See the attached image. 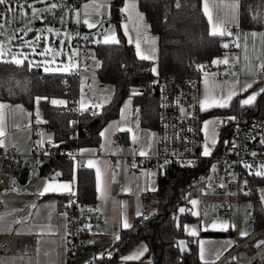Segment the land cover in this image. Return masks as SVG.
<instances>
[{
	"label": "trees",
	"instance_id": "obj_1",
	"mask_svg": "<svg viewBox=\"0 0 264 264\" xmlns=\"http://www.w3.org/2000/svg\"><path fill=\"white\" fill-rule=\"evenodd\" d=\"M23 1L27 6V2L33 0ZM123 1H108V22L114 26L118 43L105 44L97 41L89 44L94 61L101 63L100 68L94 70L98 83L109 84L113 88L111 97L99 105L96 115H93L94 111L90 107L77 108L78 82L73 72H45L41 66L27 59H24L23 64L17 65L11 62L9 54L0 57V101L20 103L31 111L34 129L42 125L52 134L51 143L43 147L42 154L37 158L38 168L41 170L50 165L54 172L59 173L58 178L74 179L76 196L88 203L94 201L95 195L93 172L90 168L80 166L73 175V160L68 153L78 147L97 146L100 129L108 119L117 116L124 97L130 96L132 104L137 107L139 125L149 130L155 129L158 111L157 83L160 80L178 82L194 78L199 82L204 69L211 66L214 58L224 51L235 49L238 30L264 31V0H239L238 24L231 30L234 32L233 37L214 36L208 31L200 0H136L137 8L148 28L156 36L155 60H142L135 54L133 44L126 41L121 30L120 8ZM17 2L20 0H9L0 5V9L7 5L11 8L14 4L17 6ZM226 40H229L228 47L223 46ZM152 65L156 69L155 73L151 69ZM52 100H62L65 103L54 105ZM34 108L36 114L33 113ZM238 109L248 117L264 120V92H259L250 105L239 106L237 99L232 98L228 107H212L200 112V118L207 115L220 117L217 141L212 153L222 151L232 124L228 117L236 115ZM126 134L118 131L114 140L125 143ZM210 167L209 159L193 166H157L156 189L144 196L153 199L150 212L133 218L131 227L120 230V239H115L112 243L115 254L121 255L140 240L145 242L147 251L136 260L122 262L115 260L114 256H93L92 264H143L146 261L150 264H204L198 259L197 237H225L230 228L228 233L206 229L198 230L197 235H184L180 221L182 217L189 219L190 216L183 213L177 226L174 218L177 208L186 199L201 194ZM248 183V189L240 192L237 197L240 205H245V209L251 208L254 217L252 225L256 230L264 226V176L251 175ZM73 194L70 192L59 195V206L65 202V208ZM232 201L237 200L234 198ZM218 202H222L229 210L226 216L234 215L236 221V209L239 214L240 211H245L238 206L232 210L222 200ZM228 226L230 227V222ZM182 237L187 240L186 250L180 252L176 240ZM254 248L253 243H249L245 250L250 253ZM222 264H234V256L230 255Z\"/></svg>",
	"mask_w": 264,
	"mask_h": 264
},
{
	"label": "crops",
	"instance_id": "obj_2",
	"mask_svg": "<svg viewBox=\"0 0 264 264\" xmlns=\"http://www.w3.org/2000/svg\"><path fill=\"white\" fill-rule=\"evenodd\" d=\"M108 1L81 0L77 7L71 9L76 12L77 16L73 22H78L82 29L88 31L96 27H88L83 22L85 18L95 23L96 26L100 22H108ZM205 2L206 0H200L210 33L217 21L224 26L227 32L228 29L232 30L237 27L239 0H207L213 18L211 24L208 16L205 15ZM126 4L134 5V7H129L125 12L121 11V30L125 39L133 44L136 55V45L139 42L140 53L150 57L147 60L154 61L156 36L150 31L142 13L138 10L136 0H124L120 10ZM85 5H88L87 9L84 7ZM217 5L220 7L217 8ZM109 27H113L111 34H115L114 26L111 23ZM226 36L228 35L226 34ZM236 37L235 49L229 50L227 53L232 55L234 61H232L230 74H237V77L229 80L224 76L222 79L199 81V105L200 101L205 100L206 97L208 99L226 97L235 92L236 95L232 98H236L238 105L241 106V101L264 89V85L256 84L258 66L264 64V31L238 30ZM228 41L226 40V42ZM232 67H236V71H232ZM83 69L79 70L77 82L78 88L86 89L87 94L77 96V108L82 109V105L83 109L90 107L93 104L92 99L98 106L105 103L110 96L106 100L96 98L91 96L88 88L84 86V84L90 83L91 74L88 68ZM248 84H251V87L244 91L243 89ZM122 100L117 116L108 119L100 129L99 134L105 129L108 131L104 136L100 134L98 145L78 147L72 157L73 175L76 168L84 166L92 170L94 177V200L98 205V215L93 223L94 232L87 236L88 257L97 256L103 249H112V243L116 236L120 230L125 229L123 227L125 220L131 224L133 218L147 215L150 212V206L149 204L145 205L144 199L148 196L145 198L144 196L151 194L156 189L157 167L155 165H144L139 161L129 164L126 161L129 155L142 160L153 157L156 152L155 130H149L139 125L138 109L132 104L130 96L124 97ZM0 104L5 105L3 109H0V126L4 133L3 136H0V140L3 141V145L11 144L19 154L28 156L35 146L42 147L49 143L51 139L49 140L47 136L41 135L44 138H39V132L43 134L44 130L38 132V129L33 128L32 113L29 109L20 103L0 101ZM116 123H119L120 128L124 130L116 127L109 128V125ZM129 128L132 131H129ZM118 131L127 133L125 143H118L114 140V135ZM134 134L137 137L136 143H133ZM130 145H134V148H130ZM96 148L99 151L98 154L94 152ZM141 150H144L147 155H139ZM26 159L32 164L34 173L26 182L20 183L17 189L27 194L15 195L12 191L0 193L2 204L0 209V264H68L65 244V202L59 206L57 197L69 194L74 190V179H60L57 176L52 178L51 175L54 173L52 166L48 165L40 170L37 158L28 157ZM89 161L93 162V167H88ZM97 169L100 172V191H97ZM113 175L115 176L114 180ZM46 184L53 186L67 184L69 188L57 187L56 191L41 195ZM137 212L141 214L137 215ZM183 234L190 235L189 233ZM225 237H197L198 259L202 261L200 252L201 242H203L205 260L213 264H222L230 256L227 253L233 244L232 238ZM145 248L147 249V246L144 241H137L121 254L119 262L136 260L124 258L133 256ZM245 248L238 250L232 256L237 259L241 254L247 256ZM145 264H150V262H145Z\"/></svg>",
	"mask_w": 264,
	"mask_h": 264
},
{
	"label": "built area",
	"instance_id": "obj_3",
	"mask_svg": "<svg viewBox=\"0 0 264 264\" xmlns=\"http://www.w3.org/2000/svg\"><path fill=\"white\" fill-rule=\"evenodd\" d=\"M61 6L69 9L77 7L81 0H55ZM73 26L78 28L77 35L71 40V46L75 49L74 59L77 61V68L81 66L85 69L90 67V63L82 58L87 57L88 47L91 39L83 37L82 28L78 22H73ZM236 71V67H232ZM77 81L79 71H73ZM258 79L264 81V64L258 66ZM87 94L86 89H77V96ZM76 96V100H77ZM92 101L90 109L98 111L99 106ZM157 106L156 114V152L152 158H135L127 156L126 161L134 164L136 161L144 165L153 164L156 167L165 164H175L187 166V161H194L197 165L204 159L211 160L209 175L211 182L207 185V191L211 194L226 195L235 198L237 206L240 202L237 195L246 191L249 186V177L261 170L264 166V120L260 118L248 117L238 109L236 117L231 120V128L228 138L224 141L222 151L212 153L210 156H203L201 153L200 117L199 105V82L194 78H187L178 82L160 80L157 83ZM181 107L185 109V114H181ZM191 129V131H189ZM46 145V144H45ZM42 147L35 146L28 156L19 154L13 145L5 144L0 147V191H12L15 195L27 194L17 189L20 183L26 182L32 171V164L26 159L28 157L38 158L43 151ZM235 145V147H233ZM134 148V145H130ZM99 153L97 148L94 151ZM75 150L68 153L74 157ZM255 153V155H253ZM249 165L250 167H245ZM215 166V168H213ZM208 178V177H207ZM222 185V186H221ZM70 201L64 208L65 213V244L66 262L68 264H92L94 257L85 256L87 236L94 232L93 223L98 215V205L96 201L86 202L76 196L75 191ZM0 202V209H1ZM184 214L191 216L189 212V199L184 201ZM215 209L223 216L228 211L222 202H216ZM236 217L240 214L236 209ZM244 219L252 223L253 214L251 208L245 209ZM235 232L234 243L227 255H235L238 250L253 243L255 251L248 253V259L241 261L234 258V264H264V226L253 230L244 238H237ZM260 240L259 246L255 241ZM97 256L112 257L120 260V254H115L112 249H103Z\"/></svg>",
	"mask_w": 264,
	"mask_h": 264
},
{
	"label": "rangeland",
	"instance_id": "obj_4",
	"mask_svg": "<svg viewBox=\"0 0 264 264\" xmlns=\"http://www.w3.org/2000/svg\"><path fill=\"white\" fill-rule=\"evenodd\" d=\"M16 4L23 5L24 7L19 8L14 4L12 8L7 5L0 9V51H3L6 55L9 54L10 60L13 56L20 59L26 57L28 61H32L41 66L44 71L45 68L50 69L45 72L69 73L75 70H84L82 66L77 68V61L73 58L75 49L71 46V40L77 35L78 31V28L72 25L73 21L77 18L74 10L69 9L67 6L57 4L55 0H33L27 2V6H25L23 0H20V2ZM53 4L57 5V7L53 8ZM28 5L32 7H28ZM9 8L14 9V11H7ZM33 10H35V12ZM112 28L106 27L104 32L97 36L95 42H102L105 36H110L113 30ZM49 29H51V31H49ZM228 32L232 33V35L228 36H234V32L231 31V28L228 29ZM38 37L39 39H37ZM93 42L94 41L91 40V43ZM38 43H40L39 47L42 46V49H39ZM225 44L228 45L229 43L226 42ZM54 50L58 52L59 58L50 56V52ZM88 52L87 57L81 59V61L87 60L90 63V67H88L91 74L89 77L90 83L84 84V86L88 88L91 96L106 100L109 96L111 97L113 88L109 85H100L98 83L93 70L95 61L91 47H88ZM224 52L225 53L212 60L209 68L204 69L200 81L206 79L214 80L215 78L222 79L224 76L229 80L237 77V74H230V68L234 62L232 55H229L227 51ZM225 59H227V63H223ZM213 61H217V63H213ZM153 68L154 65H152L151 69ZM256 84L264 85V81L258 79ZM33 111V113L36 114L35 108ZM219 118V116L211 115L202 116L200 118V131L202 134L201 153L203 152L206 141L211 151L213 150L214 146L212 145V140L217 141L216 134L218 133L217 127ZM205 121L212 122L209 123L207 129H205ZM38 127V132L40 130H44L45 132L43 134L39 132V138H44L41 136L44 135L52 141L51 132L45 129V127H42V125ZM117 142L119 143V141ZM31 160L32 159H30V161ZM210 182L211 175L208 176L206 184L201 190V194L189 197V212L191 216L189 219L182 217L180 221L181 231L183 233H189V231L185 230V226H187L189 230H194L197 235L198 230H220L219 228H213V223L217 225L225 223L228 225L230 222V227L228 226L227 230L223 231L228 233V229L230 228L225 238H232L233 243L236 237L234 231H237V237L240 239L250 234L254 229L252 223L244 219L245 211H240V216L237 221L234 215L223 216L216 211L215 204L219 200H222L232 210L237 207V204L235 201H232L233 199L229 196L208 193L207 185ZM1 192L2 191H0V193ZM262 198L264 200V196ZM191 200H197L198 203L193 206L190 203ZM152 201L153 199L150 196L144 199L145 205L149 204L150 210ZM239 207L241 210L245 209V205H239ZM193 212L198 213V215H192ZM241 233H246L247 235L242 236ZM255 249L256 248H254V251ZM88 255L87 250L85 251V256ZM248 258V254L247 256H243L242 254L239 256L241 261H245ZM143 264H145V262Z\"/></svg>",
	"mask_w": 264,
	"mask_h": 264
},
{
	"label": "snow or ice",
	"instance_id": "obj_5",
	"mask_svg": "<svg viewBox=\"0 0 264 264\" xmlns=\"http://www.w3.org/2000/svg\"><path fill=\"white\" fill-rule=\"evenodd\" d=\"M9 0H0V5H4L6 3H8ZM17 7L19 8H23L24 6L23 5H17ZM28 7H32L31 5H28ZM53 8L57 7V5L53 4L52 5ZM86 9L88 8V5H85L84 6ZM129 7H134V5H128L126 4V6L124 8L121 9L122 12H125V11H128V8ZM220 6L217 5V8H219ZM7 11L9 12H12L14 11V9H7ZM35 12V10H33ZM204 11H205V15L208 16L209 18V23L211 24L213 22V18H212V15L209 11V5L207 3V0L205 2V8H204ZM86 17H87V13H86ZM142 19V17H141ZM85 24L88 25V27L92 28V27H96V24L91 22L89 19L85 18L84 21H83ZM49 31H51V29H49ZM212 35L216 36V35H219V36H224V35H232L231 32H227L224 28V26H222L218 21L217 23L213 26V31L211 33ZM255 35V34H253ZM39 39V37L37 38ZM104 43L105 44H114V43H118V40L116 39L115 37V34H111L110 36H105L104 38ZM224 47H228L227 44L223 45ZM239 46V45H237ZM137 55L140 56V58L142 60L144 59H149L150 57L146 56V55H142L140 53V44L139 42H137ZM4 55H6V53H4L3 51H0V57H3ZM26 59V57L24 58ZM24 59H20V58H17L16 56H13L12 59H11V62L12 63H15L17 65H21L24 63ZM213 63H217V61H213ZM223 63H227V59H225L223 61ZM50 69L48 68H45V71H49ZM152 71L155 73L156 72V69L153 68ZM251 87V84H248L245 86V88L243 89L244 91H247L248 88ZM261 92H264V89H261ZM134 95L136 93H133ZM236 95L235 92H232L230 95L228 96H222L220 98H213V99H208L207 97L205 98V100H202L200 101V110L201 111H207L209 108H212V107H220V108H224V107H228V102L232 99V96ZM259 95V93H253L252 95L248 96L245 100L241 101V106H245V105H250L254 102V100L256 99V96ZM37 100L39 101V98H37ZM52 103L54 105H59V104H64L65 102L62 101V100H52ZM5 107V105L3 104H0V109H3ZM82 109H83V105L81 106ZM127 107V105H126ZM181 111V114L184 115L185 114V109L183 107H181L180 109ZM97 113H93V115H96ZM122 117H123V110H122ZM229 120H234L236 119V117H228ZM209 123H212L210 121H205L204 122V125H205V129H207V126L209 125ZM112 127H116V128H120V125L119 123H116V124H113V125H109V128H112ZM120 130H124L122 128H120ZM129 131H132V129H128ZM108 129H105V131L101 132V136H104L105 135V132H107ZM189 131H191V129H189ZM4 133H3V129H2V126H0V136H3ZM137 141V137L136 135L134 134L133 135V143H136ZM262 143H264V140L261 141ZM49 143H51V141H49ZM216 143L215 140H212V145L214 146ZM3 146V141L0 140V147ZM233 147H235V145H233ZM139 155L141 156H144V155H147V153L144 151V150H141L139 152ZM202 155L207 157L209 155H211V148L209 147L207 141L205 142V145H204V149H203V152H202ZM255 155V153L253 154ZM194 164V161H187V166H193ZM94 164L92 161H89L88 162V167H93ZM245 167H250L249 165H244ZM213 168H215V166H213ZM59 175V173L57 174ZM256 175H259V176H264V166H261V170L260 171H257ZM115 179V176L113 175V180ZM222 186V185H221ZM57 187L59 188H63V189H68L69 188V185L67 184H64V185H59V186H53L51 184H46L43 191L40 193L41 195H43L44 193H47V192H51V191H56L57 190ZM101 190V183H100V172H99V169H97V191H100ZM154 190V189H153ZM190 203L195 206L198 201L197 200H191ZM185 211L184 208H181L180 209V212L183 213ZM141 213L140 212H137V215H140ZM192 215H198V213L196 212H193ZM123 227L124 228H129L131 227L130 224L127 223V221L125 220L124 223H123ZM212 227L213 228H219L220 230H227L228 228V225L225 224V223H220L219 225H217L216 223H213L212 224ZM185 230L186 231H189V234L190 235H196V232L194 230H189L187 226H185ZM242 236H245L247 235L246 233H241ZM116 239L119 240L120 237L119 236H116ZM183 241L180 242V246H181V250L183 251ZM259 246V245H258ZM144 251H147V249H143V251H140L139 253L137 254H134L133 256H130V257H126L124 259H138L139 256H142L143 255V252ZM200 258L201 260L204 262V264H209V262L207 260H205V255H204V248H203V242H201V252H200Z\"/></svg>",
	"mask_w": 264,
	"mask_h": 264
},
{
	"label": "water",
	"instance_id": "obj_6",
	"mask_svg": "<svg viewBox=\"0 0 264 264\" xmlns=\"http://www.w3.org/2000/svg\"><path fill=\"white\" fill-rule=\"evenodd\" d=\"M110 26V23L109 22H106V21H103V22H100L97 26H96V28H94V29H92V30H90V31H83L82 32V36L83 37H85V38H87V39H91V40H93L94 42L96 41V38H97V36L99 35V34H101L103 31H104V29L106 28V27H109ZM50 56L51 57H57V58H59V56H58V52L57 51H51L50 52ZM100 61H96L95 63H94V65H93V70H98L99 68H100ZM41 120H43V119H41ZM225 142V141H224ZM58 177V175H57V172L55 171L52 175H51V177L52 178H54V177ZM181 208H184V206L183 205H181V206H179L178 208H177V210H176V213H175V218H174V223H175V226H177L178 225V220H179V217L180 216H182L183 215V213H181L180 212V209ZM181 241H183L184 243H183V251H185L186 250V238H184V237H182V238H178L177 240H176V244H177V247H178V250L180 251V252H182V250H181V246H180V242ZM259 242H260V240H256L254 243H255V245H258L259 244Z\"/></svg>",
	"mask_w": 264,
	"mask_h": 264
},
{
	"label": "flooded vegetation",
	"instance_id": "obj_7",
	"mask_svg": "<svg viewBox=\"0 0 264 264\" xmlns=\"http://www.w3.org/2000/svg\"><path fill=\"white\" fill-rule=\"evenodd\" d=\"M83 31H86V30L82 29V32H83Z\"/></svg>",
	"mask_w": 264,
	"mask_h": 264
}]
</instances>
